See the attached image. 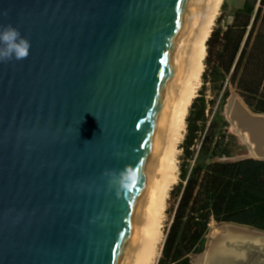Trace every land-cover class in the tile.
Listing matches in <instances>:
<instances>
[{
	"label": "water",
	"instance_id": "water-1",
	"mask_svg": "<svg viewBox=\"0 0 264 264\" xmlns=\"http://www.w3.org/2000/svg\"><path fill=\"white\" fill-rule=\"evenodd\" d=\"M192 1L0 0L31 42L0 63V264H124Z\"/></svg>",
	"mask_w": 264,
	"mask_h": 264
},
{
	"label": "trees",
	"instance_id": "trees-1",
	"mask_svg": "<svg viewBox=\"0 0 264 264\" xmlns=\"http://www.w3.org/2000/svg\"><path fill=\"white\" fill-rule=\"evenodd\" d=\"M227 3L216 19H225ZM206 42L201 86L186 116L179 180L169 192V223L157 264H193L212 222L264 230V161L231 156L222 112L235 92L264 114V0H244ZM230 128V123H229Z\"/></svg>",
	"mask_w": 264,
	"mask_h": 264
},
{
	"label": "bare ground",
	"instance_id": "bare-ground-1",
	"mask_svg": "<svg viewBox=\"0 0 264 264\" xmlns=\"http://www.w3.org/2000/svg\"><path fill=\"white\" fill-rule=\"evenodd\" d=\"M223 1H192L124 264H155L158 258L167 199L177 181L179 146L186 132L188 108L201 85L206 42ZM228 109L231 129L248 149L247 156L264 158V116L252 114L238 96L230 101ZM254 245L264 246L263 236L218 225L210 231L206 254L195 264H244ZM242 246L246 249L240 251Z\"/></svg>",
	"mask_w": 264,
	"mask_h": 264
},
{
	"label": "clouds",
	"instance_id": "clouds-1",
	"mask_svg": "<svg viewBox=\"0 0 264 264\" xmlns=\"http://www.w3.org/2000/svg\"><path fill=\"white\" fill-rule=\"evenodd\" d=\"M31 42L24 37L20 30L12 24H0V63H8L12 60L22 61L30 54ZM119 187L130 190L138 182V169L132 165L125 167L117 173L115 170L106 171Z\"/></svg>",
	"mask_w": 264,
	"mask_h": 264
},
{
	"label": "rangeland",
	"instance_id": "rangeland-1",
	"mask_svg": "<svg viewBox=\"0 0 264 264\" xmlns=\"http://www.w3.org/2000/svg\"><path fill=\"white\" fill-rule=\"evenodd\" d=\"M241 1H243V0H224L223 1V3H222V5L224 4V2H226L227 3V8H226V12H225V19H224V21L223 22H221L220 24H217V22H215V25H214V27L213 28H219V29H221V28H223V26L225 25V23H230L231 21H232V18H233V15H232V12H233V10L235 9V8H237L239 5H240V2ZM222 13V6H221V8H220V11H219V14H218V16H217V19H218V17L220 16V14ZM201 86V85H200ZM200 88V87H199ZM199 90V89H198ZM235 92H233L232 94H231V96L234 94ZM230 96V97H231ZM224 109H225V106H224ZM224 109H223V112H224ZM223 112H222V115H223V117H224V119L228 122L229 120H228V118L223 114ZM229 123L230 122H228V127H227V129H226V133L229 135V137H230V141H231V156L230 157H228V158H222V161H237V160H239V159H242V158H248V149L247 148H245V146L242 144V142L240 141V139L233 133V131H232V129H231V124H230V128H229ZM186 133V132H185ZM185 135V134H184ZM184 139V138H183ZM183 139H182V141H183ZM182 141H181V143H182ZM180 143V144H181ZM179 155H178V165H179V156L181 155V150H180V148H179ZM178 180H179V167H178V171H177V181L175 182V184L174 185H176L177 183H178ZM173 185V186H174ZM171 190H172V188H171ZM169 197H170V195L168 196V200H169ZM168 207H169V204H168V201H167V205H166V211H165V218H164V223H163V225H164V227H163V231H164V229L166 228V226L168 225V223H169V215H168V213H167V209H168ZM218 225H220V224H217V223H215V222H212L211 223V225H210V229H209V231H208V234L206 235V237H205V240H204V242H203V244H202V247H203V250L201 251V252H199V253H197V254H195V255H193L192 257H191V260H192V263L193 264H195L196 263V261H197V259L200 257V256H202L206 251H207V248H208V242H209V234H210V231L212 232L213 231V229H216L217 228V226ZM165 239V238H164ZM164 243V242H163ZM161 246H160V251H161ZM160 255H161V252H159V255H158V258H157V260H156V263L155 264H157V261H158V259H159V257H160Z\"/></svg>",
	"mask_w": 264,
	"mask_h": 264
},
{
	"label": "crops",
	"instance_id": "crops-1",
	"mask_svg": "<svg viewBox=\"0 0 264 264\" xmlns=\"http://www.w3.org/2000/svg\"><path fill=\"white\" fill-rule=\"evenodd\" d=\"M243 2H244V0L240 2V5H239L238 7H241V6H242V4H243Z\"/></svg>",
	"mask_w": 264,
	"mask_h": 264
},
{
	"label": "flooded vegetation",
	"instance_id": "flooded-vegetation-1",
	"mask_svg": "<svg viewBox=\"0 0 264 264\" xmlns=\"http://www.w3.org/2000/svg\"><path fill=\"white\" fill-rule=\"evenodd\" d=\"M261 264V263H260Z\"/></svg>",
	"mask_w": 264,
	"mask_h": 264
}]
</instances>
